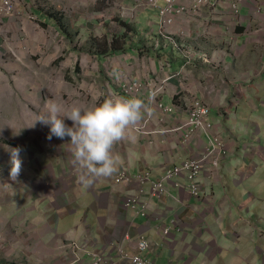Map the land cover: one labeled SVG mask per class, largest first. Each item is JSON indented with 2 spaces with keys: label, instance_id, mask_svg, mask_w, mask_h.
I'll list each match as a JSON object with an SVG mask.
<instances>
[{
  "label": "crops",
  "instance_id": "1",
  "mask_svg": "<svg viewBox=\"0 0 264 264\" xmlns=\"http://www.w3.org/2000/svg\"><path fill=\"white\" fill-rule=\"evenodd\" d=\"M102 1L104 7L97 8L96 0H90L88 10L94 16L92 21L86 18L88 10L86 17L78 15V21L93 25L100 19L99 10H112L110 16L104 18L105 24L117 25L119 32L107 33L108 48L110 36L122 38L115 40L117 51L99 53V68H95L94 75H102L109 83L108 87L117 82L124 86L138 78L144 88L141 93L129 95L118 86H113L111 93L113 97L142 99L151 108V114L145 113V118L130 132L129 138L114 146V155L120 161L118 169L126 166L132 173L149 172L151 180H160L165 166L180 164L198 150L193 146L194 140L191 143L194 148L181 143L183 130L177 128L186 120L187 112L184 106L181 109L180 96L185 99L197 97L212 102L213 107L215 104L225 106L221 102V86L217 89L212 83L216 78L220 79L218 75L227 73L217 69L206 76L214 68L200 60L196 51L191 52L193 60L188 62L182 50L174 48L161 35L157 10L148 8L141 12L142 7L132 14L130 8L136 0ZM59 10L58 18L65 13ZM37 14L47 24L53 23L52 16L36 11ZM127 26L135 29L123 36ZM168 35L181 46L184 36L196 38L201 44L197 50L215 60L220 65L216 68H264V53L258 51L261 47L264 50V0H244L239 22L226 13L222 5L202 7L195 13L189 10L168 30ZM233 73L237 74L236 71ZM168 78L165 91L151 97L153 89L164 85ZM233 78L234 81L227 77L233 88L231 93L240 90L235 76ZM259 82L264 84V79ZM259 84L251 85L241 100L236 96L238 103L227 100L233 112L232 121L226 116L227 121L223 122L222 114L217 115L216 108L213 110L212 119L218 121L214 122L216 127L223 132L231 148L238 150V156L224 162L221 179L202 176L207 188L202 198H195L171 182L166 184L167 192L159 199L150 196L148 184L144 198L149 207L146 216H140L123 206L126 194L136 185L122 186V189L111 186L110 181L117 171L112 177L100 180L104 192L99 195L97 210L102 209L104 217L98 230L103 235L110 232L122 236L129 227L126 232L131 231L134 238L140 234L147 236L152 246L143 248L139 245L158 263L264 264V86ZM213 91L217 92L212 101L210 94ZM160 102L164 106L174 105V111L164 113L159 107ZM254 123H257L256 127ZM207 140L208 137L202 143L197 139L200 148ZM177 180L187 183L184 177ZM112 216H117V220L108 221ZM164 226L165 230H170L167 235L162 230ZM122 242L128 250H137L136 243L133 245L125 239ZM129 244L135 250L130 249Z\"/></svg>",
  "mask_w": 264,
  "mask_h": 264
},
{
  "label": "rangeland",
  "instance_id": "2",
  "mask_svg": "<svg viewBox=\"0 0 264 264\" xmlns=\"http://www.w3.org/2000/svg\"><path fill=\"white\" fill-rule=\"evenodd\" d=\"M8 1L10 6H2L0 13V264H124L127 254L130 257L142 256L153 264H174L158 263L149 258L139 244L152 246V242L143 234L138 235V239L134 238L130 235L131 231L126 232L129 227L122 236L110 232L103 235L98 230L104 217L102 209L97 210L99 195L104 192L101 181L85 188L79 180L81 173L73 163L70 137L49 140L50 126L36 121L47 116L46 103L50 101H55L67 111L73 106L91 108L113 98V86H118L123 92L127 84L122 86L117 82L108 87L109 83L103 80L102 75H94L95 68H99L97 61L101 54L97 42L104 38L107 40V33L119 32L117 25L105 24L104 18L109 17L112 10H99L98 23L91 25L87 21H78L79 14L86 17L90 0ZM96 6L103 8L104 2L96 0ZM59 9L65 13L58 18ZM146 9L148 7L141 12ZM36 11L52 16L53 23L47 24L36 15ZM86 18L89 21L94 18L89 10ZM159 30L162 34L163 29L160 27ZM113 38L109 37L110 47ZM261 48H258L259 53H264ZM203 67L206 68L205 65ZM212 68L206 76L217 69L227 73L218 75L220 79L216 78L212 83L217 89L221 86V102L226 105L215 104L213 107L212 102L207 103L210 113L204 118L203 128L192 138L193 146L199 151L187 160L192 166L204 154L217 150V143L222 150L211 155L201 167L195 165L199 172L196 176L191 175L190 179L186 175L180 176L186 178L187 183L177 180L180 177L173 181L181 182L184 185L182 189H188L189 193L187 184L198 182L199 193L202 194L195 197L190 193L195 198H202L206 193L203 175L221 179L224 162L238 156V150L231 148L223 132L216 127L218 121L212 119L213 110L216 108L214 112L222 114L223 122L227 121L226 116L232 121L233 112L227 100L238 103L236 96L241 100L251 85L264 79V68ZM233 76L240 90L235 89L231 93L233 88L227 77L234 81ZM134 82L139 83L138 78H134ZM259 85L264 86L263 83ZM217 91L210 94L212 101ZM65 123L70 127L73 124L67 118ZM185 124L186 120L177 129L187 131ZM256 125L253 124L254 127ZM253 131L256 132L255 129ZM207 137L208 140L200 148L201 143H197V139L203 143ZM192 140L187 148L192 146ZM12 149H20L22 160V170L15 180L10 175ZM184 162L165 166L164 170L166 167L180 168ZM120 170L127 171L126 176L129 175L131 181L118 183L114 177L110 181L111 186L122 189V186L135 184L136 187L126 194L123 206L146 216L149 207L144 198L146 187L151 181H162L164 171L160 180L153 181L149 172L132 173L126 166ZM146 174L150 181L139 183L138 176ZM138 186H143L145 191L141 201L136 206H128L126 201L136 194ZM107 220L116 221L117 216ZM162 230L164 232L165 226ZM166 230L170 233L169 229ZM124 239L132 241L133 245L136 243L137 250H128L122 242Z\"/></svg>",
  "mask_w": 264,
  "mask_h": 264
},
{
  "label": "clouds",
  "instance_id": "3",
  "mask_svg": "<svg viewBox=\"0 0 264 264\" xmlns=\"http://www.w3.org/2000/svg\"><path fill=\"white\" fill-rule=\"evenodd\" d=\"M46 109L47 116L36 121L50 126L49 140L70 137L73 163L81 173L79 180L85 188L118 171L120 161L114 155V146L129 138L130 132L145 118V113L151 114L148 104L135 97L108 98L91 108L73 106L67 111L50 101L46 103ZM65 118L73 122L71 127L65 123ZM11 165L10 175L15 180L22 170L20 149L11 150Z\"/></svg>",
  "mask_w": 264,
  "mask_h": 264
},
{
  "label": "built area",
  "instance_id": "4",
  "mask_svg": "<svg viewBox=\"0 0 264 264\" xmlns=\"http://www.w3.org/2000/svg\"><path fill=\"white\" fill-rule=\"evenodd\" d=\"M14 5V1L12 2ZM244 3V0H138L133 7L130 8V11L132 14H135L139 8H146L157 10L159 13V28L163 29V33L161 34L163 37H165L171 44L174 45V48L177 47L179 50H182L185 57L188 59V62H191L192 51L197 52V56L200 60L208 63L209 65H212L213 67H220L219 64H216L215 60H211L209 56L206 53H203L201 50H197V46L201 45L196 38L191 39L190 37H183V43L182 46L177 43L174 39H172L168 35V30H170L176 23L178 22L179 18L184 16L186 12L189 10L191 13L197 12L202 7H215L222 5V8L225 9L226 13H228L232 18L236 19V21L239 22L241 19V7ZM10 6V1L8 0H0V13L2 12L3 8H6V6ZM3 6V8H2ZM241 23V22H240ZM170 79L168 78L166 81L163 82L164 85H159L158 87H155L153 91L151 92V97L158 96L162 94L165 91V85L168 83ZM126 88V89H125ZM125 89V90H124ZM143 85L141 83L137 82H130V84H127L123 87V92L129 95H135L142 92ZM181 99V109L182 106L186 108V124L187 125V131H184L183 137H182V144L184 146H188L194 135L197 131L201 130L203 128V121L204 118L210 113V109L207 107V102L203 99L194 97L192 99H185L180 96ZM159 107L163 110L164 113H171L174 111L175 106H164L161 102L159 103ZM222 150V147L217 143V150H212L207 154H204L202 158L198 162L192 163V166H190V163L185 161L183 164L180 165V168H169L166 167L164 170V178L160 182H152L150 183V194L151 196H155L157 198H161L162 195H164L167 192L166 184L168 182H173L176 178L186 175L188 179L191 178V175L196 176L199 172L197 167H201V165L204 164L205 160H209V157L211 155H214L216 152H220ZM214 159V158H213ZM194 164V165H193ZM197 167H196V166ZM191 173V174H190ZM127 171L120 170L115 175L116 181L118 183H127L131 181V177L127 175ZM137 181L139 183H147L150 181L149 175H142L138 176ZM175 186L178 188H182L184 185L176 181ZM199 183L198 182H192L189 185L187 184V188H189L190 193H192L195 197H200L202 193H199ZM188 190V189H187ZM143 186H138L136 194L131 196V198H128L126 201V204L130 206L133 204L136 206L140 203L141 199L140 197L144 194ZM169 231L166 230V234H168ZM143 248L146 247L145 244H142ZM124 264H153L150 263L148 260H146L142 256H135L130 257L128 254L123 259ZM102 264H106L103 262Z\"/></svg>",
  "mask_w": 264,
  "mask_h": 264
},
{
  "label": "trees",
  "instance_id": "5",
  "mask_svg": "<svg viewBox=\"0 0 264 264\" xmlns=\"http://www.w3.org/2000/svg\"><path fill=\"white\" fill-rule=\"evenodd\" d=\"M135 28L133 27V26H131V27H129V26H127V33L126 34H124L123 36H126L127 34H128V32H132L133 30H134ZM122 37H120V38H113V41H112V43H111V47L110 48H108V46H106L107 44H106V42H107V40L104 38L102 41L101 40H99L98 42H97V49L100 51V53L101 54H107V53H109V54H111V53H113L114 51H117L116 50V47H115V40H117V41H119L120 39H121Z\"/></svg>",
  "mask_w": 264,
  "mask_h": 264
}]
</instances>
